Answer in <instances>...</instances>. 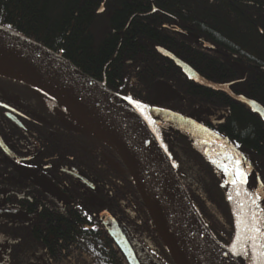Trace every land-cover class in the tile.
<instances>
[{"label":"trees","instance_id":"trees-1","mask_svg":"<svg viewBox=\"0 0 264 264\" xmlns=\"http://www.w3.org/2000/svg\"><path fill=\"white\" fill-rule=\"evenodd\" d=\"M101 5L104 11L98 14ZM0 27L27 38L34 35V42L56 54L63 49L61 57L98 82L118 43L116 54L144 55L145 69L159 73L162 89L150 84L144 93L122 96L210 129L249 164L264 189V119L226 92L264 109V0H0ZM123 40L140 43L131 42L128 51ZM133 47L136 51L130 52ZM167 54L215 88L194 82ZM52 102L30 84L0 76V103L52 106ZM206 108L227 112L213 122ZM73 126L77 171L97 193L79 182L71 191L56 180L73 200L60 207L21 178L8 159L0 160V187L8 190L6 205L0 206V236L9 245L5 264H127L100 225L104 212L117 222L140 264H176L117 154L78 123ZM152 131L200 219L219 245L229 249L235 236L229 175L193 140L169 128ZM16 132L21 145L25 134ZM5 137L9 135L3 127L0 139L9 147ZM233 166L243 173L239 178L252 211L255 204L264 212L259 184H251L249 173ZM254 220L257 224L255 215ZM243 245L244 261L248 256L254 263L248 233ZM259 253L262 258L261 247Z\"/></svg>","mask_w":264,"mask_h":264},{"label":"water","instance_id":"water-1","mask_svg":"<svg viewBox=\"0 0 264 264\" xmlns=\"http://www.w3.org/2000/svg\"><path fill=\"white\" fill-rule=\"evenodd\" d=\"M156 10L153 5V11ZM103 11L104 7L101 5L97 13L101 14ZM167 55L190 79L207 88L215 87L214 84L191 71L185 63L170 54ZM0 62L16 71L22 78L4 77L28 83L51 98L55 104L63 107L65 103L71 104L83 109L89 115L105 138L86 130L104 141L117 154L140 195L156 233L172 257L169 240L171 234H175L183 244L186 264H232L225 256V251L228 249L219 245L192 206L152 129L157 127L175 130L209 153L212 149L222 153L223 150L227 151L223 154L224 160L219 165L229 178L230 174L239 178L233 165L245 169L249 173L251 184H259L264 201V189L256 174L225 140L198 122L109 91L104 85L80 72L59 54L3 27H0ZM220 89L224 90L225 87ZM228 94L233 99L246 104L264 119V109L259 104L230 92ZM134 102H139L143 107L138 108ZM0 107L8 109L5 105L0 104ZM73 122L77 124L74 119ZM0 151L10 160L17 163L25 162L14 156L1 140ZM237 160L239 165L236 163ZM70 174L87 189L97 193V188L85 181L78 171ZM240 191L257 227L243 181L240 183ZM99 222L127 264H140L117 222L106 212L99 215ZM247 233L253 245L249 231ZM242 235L243 228L236 225L235 221V236L231 247ZM256 237L257 256L262 264L259 253L262 242L257 232ZM255 259L254 251V262ZM241 264H245L243 249Z\"/></svg>","mask_w":264,"mask_h":264},{"label":"flooded vegetation","instance_id":"flooded-vegetation-1","mask_svg":"<svg viewBox=\"0 0 264 264\" xmlns=\"http://www.w3.org/2000/svg\"><path fill=\"white\" fill-rule=\"evenodd\" d=\"M30 37L33 41L37 40V37L35 38L34 35ZM98 41L94 40V43L96 44ZM121 41L122 39L119 40V42ZM123 42L128 44L125 43L126 46L123 48L128 51V46L132 43H140L138 40L134 42L123 40ZM119 47L118 43L117 49ZM117 49H114L115 53L109 58L107 64L103 67L102 74L99 75V78L102 80L101 82L99 81L100 84L118 95H137L144 93L147 85L150 84H155L158 89H162V81L159 73L147 72L145 69L144 55L116 54ZM59 51V55L65 53L63 49ZM133 51H136V47L130 49V52ZM107 67H109L108 70H106ZM224 90L226 91V87ZM226 92L227 94L228 92L232 93L231 91ZM229 97L232 98L231 96ZM0 104L5 105L3 103ZM5 106L8 109L0 107V116L3 117L0 120V131L3 130V127L7 128L9 138L5 137V139L9 147L3 143L2 139H0L1 142L14 156L25 160L24 165L36 169L39 173L48 175L55 183L58 180L63 187L71 191L77 190V182L79 181L70 174L77 173V130L73 126V119L66 109L54 102H52V106ZM17 129L23 131L25 134L24 139L20 140L21 145L18 144L19 137L17 136ZM0 153L3 155V157L0 156V160L4 161L5 159L4 162H6L8 159L6 163H9L13 169V163L17 162L10 160L3 152L0 151ZM0 213H2V210ZM261 262L264 264L263 243Z\"/></svg>","mask_w":264,"mask_h":264},{"label":"bare ground","instance_id":"bare-ground-1","mask_svg":"<svg viewBox=\"0 0 264 264\" xmlns=\"http://www.w3.org/2000/svg\"><path fill=\"white\" fill-rule=\"evenodd\" d=\"M0 75L7 76L10 78L21 79V75L18 74L16 71L12 70L6 64L0 62ZM65 109L69 112L70 116L82 127L91 131L92 133L96 134L101 138H105L100 130L95 126L92 122L89 115L81 108L76 107L71 104H64ZM211 155L214 157L217 162L221 163L224 160V156L222 152L211 150ZM232 177V183L235 180L236 182L233 183V200H232V209L233 214L236 220V223L242 226L243 230L249 231L251 238L255 237L253 241L257 243L256 232L252 230L254 223L252 217L247 209L246 202L242 196V193L239 188V179H237L233 174H230ZM170 247L171 253L177 262V264H186L185 261V253L183 244L180 242L178 237L175 234H171L170 236ZM235 245V251L233 250V246L225 251L226 258L232 264H241L242 262V237L238 240ZM254 264H260L259 257H256Z\"/></svg>","mask_w":264,"mask_h":264},{"label":"rangeland","instance_id":"rangeland-1","mask_svg":"<svg viewBox=\"0 0 264 264\" xmlns=\"http://www.w3.org/2000/svg\"><path fill=\"white\" fill-rule=\"evenodd\" d=\"M167 90V89H166ZM167 93H171V91H168ZM204 110V109H203ZM202 110V111H203ZM205 112L207 114L212 115V121L213 122H219L223 119L224 115L226 114V110H212V108H206ZM71 117V116H70ZM224 154V153H222ZM224 156V155H223ZM5 161V159H4ZM218 164H220L218 162ZM13 169L18 173V175L25 179L28 180L29 182L33 183L36 185L38 188H40L42 191L50 195L60 207H64L68 203H72L73 200L68 196L67 193H65L59 185H57L48 175L39 173L36 171V169L31 168L27 165H24L23 163H13ZM232 176L230 175V180ZM239 179V178H238ZM241 179H239V188H240V183ZM232 182V180H231ZM8 193V190L4 187H0V206L6 205V195ZM85 194V192H83ZM231 205H232V200H233V183L230 188V193H229V198ZM87 203H90L91 198H86ZM233 210V209H232ZM253 212L255 213L256 220H257V225L258 228L260 229V235H261V242L264 244V212L260 211L255 204H253ZM236 221V220H235ZM236 225H238L236 223ZM247 230H243V236L245 233H247ZM253 240V239H252ZM254 244V251H255V256L258 257V245L255 241H253ZM9 248L8 245V239L0 236V264H5L4 258L5 254ZM245 264H253V260L250 257H246L245 259Z\"/></svg>","mask_w":264,"mask_h":264},{"label":"snow or ice","instance_id":"snow-or-ice-1","mask_svg":"<svg viewBox=\"0 0 264 264\" xmlns=\"http://www.w3.org/2000/svg\"><path fill=\"white\" fill-rule=\"evenodd\" d=\"M134 103H136V106H137L138 108H142V107H143L142 105L139 104V102H134ZM236 163H237V165H239V160H237ZM225 167H226V166H225ZM236 174H237V176H243V173H241L238 169H237ZM235 182H236V181L234 180L233 183H235ZM230 199H231V197H230ZM254 215H255V214H253V216H254ZM252 230L255 231V232H260V229H259L258 227H256L255 225L253 226ZM253 239H255V237H253ZM233 250L235 251V245H233Z\"/></svg>","mask_w":264,"mask_h":264}]
</instances>
